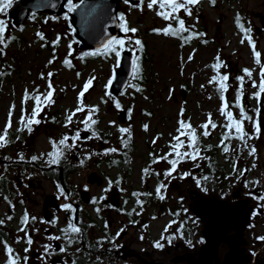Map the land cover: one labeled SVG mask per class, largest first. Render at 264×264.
Here are the masks:
<instances>
[{
	"label": "rangeland",
	"instance_id": "374dc122",
	"mask_svg": "<svg viewBox=\"0 0 264 264\" xmlns=\"http://www.w3.org/2000/svg\"><path fill=\"white\" fill-rule=\"evenodd\" d=\"M157 10L155 8L149 10L147 0L142 11L134 7L130 8L124 0L119 6V13L124 14L128 26L138 29L136 33H128L127 36L133 39L138 38L147 45L148 58L142 63L146 78L145 88L142 93L135 95L131 94L133 88L130 86H127L123 93H111L109 86L105 87L109 79L113 77V66L116 62L114 54L107 57L97 56L84 62L81 59L83 49L78 45L79 39L72 33L71 25L64 16L53 19L47 13H39L26 20L23 28L16 30L18 24L10 22L11 18L5 17L6 12L0 13V19L3 16L7 20L8 27L5 35L8 36L14 31L20 37L17 42L8 45L2 53L1 59L6 70H9V74L4 77L0 75V133L3 132L10 106L13 104H15V110L10 130L16 131V134L11 136L13 141L0 148V159H8L5 165L0 164V174L3 170H7V176L12 180L15 191L11 195V200L0 195V219L5 221L2 226L12 235L17 249L21 248V240L18 242V238L24 234L18 231L23 210H28L31 215H42L45 194L59 192L57 179L48 175L49 164L45 163L46 154L54 150L52 141H59L63 136L68 135L70 128L79 127L80 130H84V125L80 121L85 119L87 111L76 113L71 125L65 126V124L66 116L77 107L78 93L90 77L95 79L89 90L85 92L83 105L86 108L98 106V111L93 115V119L98 123L96 129L91 130L88 140L82 147L72 148V153L79 157L92 151L87 158L88 164H81V161L85 159L68 157L69 161L77 163L75 165L77 169L67 175L66 181L77 184L88 182V172L92 168L96 169L98 165L99 150L118 148L120 145L118 139L121 140L123 136L119 132L120 127L130 128L136 145L134 154L137 158H139L138 155H146L149 151H152L154 155L161 154L170 146V143H174L173 137L178 135V120L181 119L182 108L184 109L182 118L188 121L190 118L195 127H200L203 121L206 122L208 114L211 113V118L218 127L212 129L209 126L211 135L206 139L216 144L222 132L220 125L226 120L219 111L223 101L218 91V82L209 83L211 78L215 75L229 77L224 95L229 105L228 110L233 112L234 117L239 114V110L231 102L236 95V87H239L236 77L245 75L243 69L247 68L252 70V79L257 82V85L259 84L260 65L256 63L249 39L237 28L235 17L239 14L246 28L251 29L249 33L251 42L254 43L256 51L261 54L260 63L264 64V0H216L215 5H212L210 0H201L198 5L192 6L191 16H187L181 10L178 15L185 20V23L205 34L196 37L192 43L188 44L182 43L178 37L165 36L152 31L156 28L162 29L172 22L158 16ZM38 32L44 34V40L37 36ZM57 35L61 37L60 42L53 46L51 41L55 40ZM125 35L123 32L121 37ZM205 40L208 42L204 43ZM242 40L243 43H241ZM69 44L72 46L71 55H69ZM125 47L138 48L133 44H126ZM54 53L56 59L54 63L49 64L48 61L52 59ZM190 55L193 56L191 60H189ZM217 56L221 62L219 73L211 67L217 62ZM65 58L71 61L70 67L63 63ZM49 72L54 74L50 78L55 89L52 97L54 103L45 106L40 112L38 118L42 120V123L32 125L31 132L25 129L22 135H19L17 129L21 127L19 120L22 107L27 108L30 113L35 103L30 99L26 104H22L25 89L30 94H33L37 87L40 93L45 92L47 80L41 79L40 74L44 73L47 76ZM77 73L80 75L78 76ZM170 89L173 90L171 93ZM255 91L256 88L246 77L242 100L249 108H259L260 97L253 96ZM106 93H110V96ZM262 95L264 98V94ZM116 100L120 103L119 108L115 106ZM124 110H127V117L121 120L119 115ZM122 114L125 115L124 112ZM144 125L148 126L147 130ZM246 125L250 127L251 123ZM93 132L97 135L93 136ZM249 134H251L250 129ZM154 140L155 143H153ZM78 142L79 140L75 141V143ZM248 143L253 144L252 139H248L247 145ZM255 143L264 156V130L261 129ZM253 146L255 147V144ZM231 147L233 150L248 149L238 140H232ZM21 154L24 157L22 160L31 167V170L22 171L20 165L15 162V160H21ZM30 155L40 157L36 160L40 167L27 162L33 161ZM256 156L257 164L253 167L251 174L258 175L259 183L262 185L263 175L258 162V151ZM247 157L248 162L254 165L252 161L254 155H247ZM141 158L139 160L143 163L144 160ZM136 164H140L138 160ZM33 168H35L34 171ZM137 174L140 175L138 169ZM92 189L94 192L99 191L96 185H92ZM55 215L59 224L67 223L62 211L56 212ZM8 216L12 219L8 220ZM260 225V229H263L264 223L260 222ZM90 230L91 236L93 234L96 236L97 223L90 227ZM42 234L43 229H41ZM39 241L40 237L35 236L30 246L28 260L31 264H37L38 261H41L39 262L41 264L43 261L38 259L39 255H37L40 249ZM5 258L6 253L0 241V264Z\"/></svg>",
	"mask_w": 264,
	"mask_h": 264
},
{
	"label": "flooded vegetation",
	"instance_id": "af4514ba",
	"mask_svg": "<svg viewBox=\"0 0 264 264\" xmlns=\"http://www.w3.org/2000/svg\"><path fill=\"white\" fill-rule=\"evenodd\" d=\"M78 1L73 0V3ZM121 1L123 0H120V4ZM66 3L67 0H64L63 9L58 14H53L50 10L30 9L23 23L18 24L15 29L23 28L26 25L24 24L26 20L39 13H47L51 17L64 16ZM5 17L7 19L11 18L8 16V8ZM1 18L5 20L3 16ZM69 23L72 29V24L70 21ZM12 33L17 35L14 31ZM213 122L215 123V121ZM249 122L244 121L243 128L247 133H249L250 129L251 134H253V124L250 122V127L246 125ZM190 123L193 128L197 129V136L201 142L204 141L206 144L213 143L208 142L206 137L202 136L203 130L200 127H195L191 121ZM222 124L220 125L222 132L220 133L218 144L213 143L215 146L220 145L222 134L227 131ZM74 129H69V137L77 130L80 132L89 131L86 136H81L82 139H79L80 143H76V149H79L86 143L93 129H85V127L84 130H80L79 127ZM18 134L22 135V131H18ZM125 134H123V137H125ZM181 139L187 142V136H182ZM255 139L254 136L252 142L255 144L256 151H258V162L262 168V185L256 183L260 181L258 175L251 174L253 165L248 162L247 157L249 155V147L244 150L242 148L231 150L227 154L223 153L222 149L218 153L212 154L208 150L201 149V156L208 159L180 161L176 171L172 173V177L166 179L164 174L170 169L171 165L166 160L153 161L168 153L170 146L163 150L161 154L154 155L152 151H149L146 155H138L139 158L142 157L141 159L144 160L142 163L134 154L136 145L133 139L128 149L123 148L122 139H118L120 145L116 148L117 152L106 153V149L98 151V155H100L97 161L98 165L96 169L92 168L88 172L87 183L77 184L75 182H68L64 176L63 181H61L59 175V180L57 181L59 192H49L43 198L42 207L44 213L42 215H31L27 210L29 216L28 234L31 235L32 240H34L35 236L40 237V241L38 242L40 249L37 251V255L40 256L44 252L43 246L47 244L52 246L51 250L53 254L47 257L46 264H73V262L75 264H89L91 260L94 264H186L184 259L174 260L172 257L183 251H197L201 245L205 244L203 230L206 220H203L198 210L193 207V202L207 197L223 198L229 206H234L242 198H245L250 200L246 204L250 210L246 218V224L243 227V233H239L238 235L242 236L247 243L242 242L238 247H245L243 253H247L249 256V258H241L240 260L244 264H253L256 260V252L260 247H264V240L257 239V237H264V228L260 229V222L264 223V209H260L258 215H253V212L258 208V204L264 203L253 198L264 193V167ZM232 140L237 139L226 141L231 149ZM201 142L199 141L200 148ZM68 143L71 144L72 141L69 140ZM253 144L248 143L249 146H253ZM183 150V148L180 149V151ZM72 151V148L65 149L64 156L76 159L82 158L85 159L83 163L88 164L87 158H89L92 151L84 153L80 157L75 153L73 154ZM30 156L32 157L33 155ZM172 158H174V154L169 157V159ZM136 160L140 164H136ZM5 161H8V159H0V164L5 165ZM252 161L254 165L257 164L256 152ZM19 162L22 164H19L22 171L25 169L31 170V167L27 166L24 160H19ZM27 162L40 167L37 161L31 162L28 160ZM51 166H57L56 168L61 173L64 170L61 163L49 165L48 169L54 171ZM145 168L150 169L148 174L143 172ZM137 169L140 175L137 174ZM245 169H248V171H244ZM32 170L34 171L35 168ZM241 172H243L242 175ZM155 173H159V175ZM184 173H191V175L183 177ZM204 177H207V179H204ZM197 180H200V186L197 185ZM161 182L167 185L166 189H161V193L165 197L163 200L156 195V189ZM92 185H96L99 191L94 192ZM60 188H63V193L60 192ZM83 192H86V199L82 197ZM51 193L54 194L53 198L56 201L49 203L48 200L46 204L45 198ZM133 193H152L153 195H133ZM137 200L144 201L142 208L137 204ZM66 203L72 204L75 211L63 209L62 205ZM97 208L100 209L99 212L96 211ZM58 211H62L65 214V218L67 219L65 225L58 223L55 215ZM93 212L94 214H92ZM128 213L132 214L129 215ZM177 213L178 215H176ZM24 214L25 210H23L19 219L20 228L22 227L21 218ZM73 216L76 217V220L82 227V234L77 238V242L68 245L63 238L61 240L49 239L52 236L63 237L61 230L69 223L70 220L68 218L72 219ZM31 217H36V221L33 222ZM51 221L56 222L54 224L49 223ZM133 221L137 223H132ZM171 221H176V223H173L168 228V231L165 232L166 225H169ZM105 222L108 225L107 229L105 228ZM96 223L98 234L91 236L90 227H93ZM181 225H183L182 228ZM122 228L124 231L119 237H116L117 232ZM41 229H43L42 235ZM233 231H235V228H227V234ZM23 233L21 237L25 236V232ZM162 234L165 237L175 234L171 244L167 240H161ZM141 236L144 238L141 239ZM105 237L107 238L106 240L103 239ZM114 237L116 239L112 242ZM20 240L22 256L27 255L29 257L31 250L25 253V248L28 247L26 240ZM157 241L164 244L162 249L154 247V243ZM61 247H65L67 250L61 253L59 251ZM78 249L79 251H77ZM228 249V243L224 239H219L215 247L218 257L217 262L221 263L222 256ZM189 254L193 257L195 256V252H190ZM197 256H200V252H197ZM98 257L99 260L97 259ZM39 262L41 261H38L37 264ZM27 264H31L29 260ZM41 264H45V261H42ZM235 264L242 263L237 259Z\"/></svg>",
	"mask_w": 264,
	"mask_h": 264
},
{
	"label": "snow or ice",
	"instance_id": "6c2138e0",
	"mask_svg": "<svg viewBox=\"0 0 264 264\" xmlns=\"http://www.w3.org/2000/svg\"><path fill=\"white\" fill-rule=\"evenodd\" d=\"M13 0H0V13H4L6 12L7 8L11 7ZM85 3V0H79V3H73V0H67L66 3V11L64 13V19H70L69 14L70 13H74L77 12V10L80 8L81 5H83ZM125 4H128L130 6V8L134 7L137 8L139 10H143V6L145 4V0H138V3L136 4H132L131 0H124ZM199 3H201V0H147V8L149 10H153L158 9L156 14L160 17H162L165 21H174L176 26H173V23H169L166 27L162 28V29H153L152 31L154 33L157 34H163L165 36H172V37H179L183 43H188L190 42L193 38L195 37H199V36H203L205 34L203 33H198L195 31L190 30L188 27H186L185 25V20L183 18H180L178 13L182 10L187 16H191L192 13V6L198 5ZM210 3L212 5H215L216 0H210ZM52 7H55V3L51 4ZM82 21L85 19L84 14L82 13ZM53 19H58L57 17H53ZM114 19H118L121 23H119V27L120 29L126 34L125 37H117V36H110L109 38H107L106 40H104L101 44V47H98L96 50L94 51H90V52H85L82 55L83 56H110L113 55L115 56V64L113 66V77L109 79L108 84L105 86L106 88L112 84L113 79H114V75H115V71L116 68L118 67H122L121 65V55L122 52L125 50V46L126 44H133L135 46H138L139 50H143L144 45L142 43V41L138 38L133 39V37L131 36H127L128 33H136L138 31L137 28H130L127 24V21L125 19V16L123 13H121L118 17H115ZM47 22V21H45ZM236 23L237 26L244 32L245 36L249 39V42L251 44L252 47V51H253V55L254 58L256 59V63L260 65V71H259V84L257 85V82L255 80L252 79V70L250 69H243V72L245 73V75L242 76H238L236 77L237 81H239V87H238V94H237V100L235 102V104L233 105L236 108H239L240 112V118L236 119L234 118V114L232 111L228 110L229 105L227 103L226 97L224 95V93L227 90V86L225 84V82L229 79V77L227 75H215L211 78V80L209 81V83H217L218 82V91L220 93V98L223 101L221 108L219 109L220 114L225 117L226 122L223 124V127L227 130L222 134V138L220 141V145H218L219 147L222 148L223 153L227 154L229 153V151L233 150L230 148L229 144H226L225 141H230L231 139H237L239 140L245 147H249V155H254L256 152V148L254 146H248L247 145V140L248 139H252L254 136L256 138H258L259 133H260V124H259V120L258 119H253L252 116H248L246 114V111L242 105L241 101V97L243 95V84L245 81V78L247 77L251 83L252 86L254 88L258 87V91H256L255 93H253V96L255 98H259L261 96V94H264V64L260 63L259 57H260V53L258 51H256L255 49V45L254 43L251 42V37L249 35V33L251 32L250 28H245L244 24L241 22V17L239 14H237L236 16ZM7 22L4 19H0V45H4L5 47H7V43H6V30H7ZM71 27V26H70ZM82 27L86 28V24L82 23ZM194 27V26H193ZM73 32L75 31V29H71ZM184 33H189L188 35H183ZM37 36L41 39L44 40V34L38 32ZM12 39H15V37H12ZM61 37L59 35H57L56 39L51 41L52 45H58L60 42ZM208 41H204V43H207ZM244 41L242 40L241 43H243ZM45 46V45H42ZM71 44H69V55H71ZM0 53H3V48H0ZM56 59L55 53L53 54L52 59H50L48 61L49 64L54 63ZM193 59V56L190 55L189 56V60ZM139 57H137L135 60L132 61V67H131V71L133 73V79L136 78V74H138L141 71L140 68V64H139ZM216 63H214L213 65H211V67L215 70H217V72L219 73V69L221 68V62L219 60V56L216 57ZM63 63L67 66H71V61L68 58H65V60L63 61ZM54 74L52 72H49L47 74V76H45L44 73H41V79H46L47 80V89L45 92L40 93L39 88L37 87L33 94H30L28 92L27 89H25V94L22 100V104H26L28 100H34V106L31 110V112L29 113L27 111V108L22 107V115L20 117L19 120V124L21 125L20 128L17 129V131H23V130H27L29 132H31L33 130L32 125H39L40 123H42V120L39 119V114L41 111H43V108L47 105L53 104L54 100L52 99L53 94L55 89L53 88L52 82H51V77ZM77 75L79 76L80 74L77 73ZM95 79V77H90L83 85L82 90L78 93V104L77 107L75 108L74 111H72L71 113H69L66 116V124L65 126L71 125L73 123V117L76 115V113L79 112H85L87 111V115L85 117L84 120L80 121V123H82L85 127V129H89L91 128L93 125L97 124L98 121L93 119V115L98 111V106H90V107H85L83 105V98L85 95V92H87L90 88V86L93 83V80ZM129 86L130 87H135V85L131 84V82H129ZM203 87V85L201 86ZM139 90V89H137ZM173 90L170 89V93ZM106 95L110 96V93H106ZM115 106L117 108L120 107V103L118 100L115 101ZM15 110V104L10 106L9 109V113H8V119L6 121L5 127L3 129V132L0 133V148L6 146L10 140H9V130L11 129L12 126V115L13 112ZM183 111L184 109H181V119L178 120V128H177V133L178 135L173 137L174 143H170V151L158 158H156L153 162H158V160H166L170 165V169L167 170L165 172V178H169L172 177V173L176 171L177 165L180 161H184V160H192V161H196L198 159H208L207 157H203L201 156V148L199 145V137L197 136V129L193 128L191 123H190V118L188 122H185L183 117ZM257 114L259 113V108L256 109ZM55 118H53L54 120ZM248 120L253 124V128H254V133L253 134H249L247 132H245L244 128H243V124L244 121ZM114 123V122H113ZM209 126H211L212 129H216L218 127V125L216 123L213 122L212 118H211V113L208 114V119L206 122H204L202 125H200V128L203 130L202 131V136L203 137H208L211 135V132L209 131ZM147 125H144L145 130H147ZM119 132L121 134L124 133H128V139H124V137L122 136V143L124 145V147L126 148L128 146V140H130L131 138V134H130V128H124V127H120L119 128ZM97 134L95 132H93V136H96ZM182 136H187V142H185V140H182L181 137ZM18 138V137H17ZM81 138L80 136V131L77 130L75 132V134L71 137H69L68 135L63 136L59 141H52V145H53V151L50 153H47V160L45 161L46 164L49 165H57L61 162V158L64 157L65 155V149H71L76 147V143L75 141L79 140ZM71 140L72 143L69 144L68 141ZM153 143H155V140L153 141ZM209 148H211L212 146L209 145ZM184 149L183 151H180V149ZM118 150L116 148H110V149H106L105 152H112L115 153ZM174 154V158L169 159L170 156H173ZM20 159H24L23 155H20ZM31 159L33 161H36L38 159H40V157L37 156H32ZM81 164H83V161H81ZM234 167V171L235 169V164L233 165ZM253 167H255V165H253ZM150 171L149 168H145L143 170V172L145 174H148ZM244 171H248V169H245ZM156 175H159V173H155ZM243 174V172H241V175ZM191 175V173H184L183 177H187ZM182 177V178H183ZM204 179H207V177H204ZM197 185L200 186V180H197ZM111 183V182H110ZM256 183H259L258 181ZM167 185L164 184L163 182H161L157 189H156V195L163 200L165 197L164 195L161 193V189H166ZM63 188H60V192L63 193ZM133 195H144V196H151L153 195L152 193H143V194H138V193H133ZM254 199H256L257 201H261L264 202V193H261L258 196H254ZM102 199V198H101ZM95 202V201H94ZM143 203L144 201L142 200H137V204H139L141 206V208L143 207ZM62 208L65 210H71V211H75L73 209L72 204L70 203H66L62 205ZM260 209H264V203L258 204V208L256 211L253 212V215H258ZM97 212L100 211L99 208L96 209ZM133 211H135V209H133ZM186 211V210H185ZM129 215H131L132 213H128ZM178 215V213L176 214ZM8 220H11L12 217L8 216L7 217ZM36 217H31V220L33 222L36 221ZM28 222H29V216L27 214V211H25V214L22 216L21 218V224L22 227L20 229H18V231L21 232H25V236L24 237H19L18 238V242L20 239H24L26 240V243L28 245V247L25 248V253H27L28 251L31 250L30 246L33 243V240L31 238V235L28 234L27 231V227H28ZM56 221H51L49 223H55ZM5 223V221L3 219H0V225H3ZM132 223H137L135 221H133ZM173 223H176V221H171L169 223V225H166L165 227V232L168 231V228L171 227V225ZM108 225L107 222H105V228L107 229ZM145 227H147V225H145ZM183 227V225H181V228ZM36 231H38V229H36ZM63 233V237L61 236H52L49 237V239H53V240H61L62 238L66 241V243L68 245L73 244L74 242H77V238L82 234V227L79 225L78 221L76 220V217L73 216L72 219H70L69 223L67 224V226L65 228H63L62 230ZM124 231V229H120L117 234L116 237H119V235ZM175 234H173V236H167L165 237L163 234L161 236V240H167V242L169 244H171L172 239L174 237ZM116 237L113 238V241L116 239ZM144 237L141 236V239H143ZM104 240H106L107 238H103ZM257 239L259 240H264V237H257ZM4 247H5V253L7 256L6 262L5 264H27L28 261V257L27 255H25L23 258L19 257L18 254L14 253V249L6 242L4 241ZM189 243H191L189 241ZM102 246V243H101ZM44 252L38 257V259L45 261L46 264V259L48 256L52 255V246L51 245H44ZM154 247L157 249H162L164 247V244L161 243L160 241H157L154 243ZM67 249L65 247H61L59 249V251L61 253L65 252ZM79 251V249L77 250ZM99 260V257L97 258ZM73 264H75V262H73Z\"/></svg>",
	"mask_w": 264,
	"mask_h": 264
},
{
	"label": "water",
	"instance_id": "95a60500",
	"mask_svg": "<svg viewBox=\"0 0 264 264\" xmlns=\"http://www.w3.org/2000/svg\"><path fill=\"white\" fill-rule=\"evenodd\" d=\"M63 2L64 0H14L11 7L8 8V16L11 17L14 24H22L30 9L50 10L53 14H58L63 9ZM137 2L138 0H131L132 4ZM53 3H55V7L51 6ZM78 3L79 1L76 2V4ZM119 6L120 0H85V3L80 6L77 12L69 14L72 29H75L72 32L79 38L80 48L97 49L110 36L118 37L123 33L119 27L120 21L114 19L118 17ZM82 13L85 17L83 21ZM82 23L86 24V28L82 27ZM135 55L136 51L134 49L125 47L120 61L122 67L116 69L113 82L110 85L112 93H118L126 87L132 75L131 67L132 61L135 60ZM259 108L261 110L259 115L260 129L264 130V114H262L264 98L262 94L259 100ZM119 117L121 120H125L127 110L121 111ZM88 133V130L81 131L80 136H86ZM260 158L264 167L262 150L260 151ZM60 179L63 181L62 173H60ZM85 193H82V197L86 199ZM53 197L54 194H48L45 198V203L47 204L48 200L49 202H55ZM249 201L242 198L234 206L230 205V207L223 198L207 197L195 200L193 207L198 210L202 219L206 220L203 230L205 244L201 245L197 251H183L172 258L174 260L184 259L186 264H235L237 259L244 264L240 259L249 258V256L247 253H243L245 247H238V245L242 242H247L238 234L243 233V227L246 224V218L250 210L246 206ZM229 227L235 228V231L227 234V228ZM219 239H224L229 246V249L222 256L221 263L217 262L218 257L215 252ZM190 252H195V256H191ZM197 252H200V256H197ZM253 264H264V247H260L256 252V260Z\"/></svg>",
	"mask_w": 264,
	"mask_h": 264
},
{
	"label": "trees",
	"instance_id": "16d2710c",
	"mask_svg": "<svg viewBox=\"0 0 264 264\" xmlns=\"http://www.w3.org/2000/svg\"><path fill=\"white\" fill-rule=\"evenodd\" d=\"M180 17V16H179ZM181 18V17H180ZM235 20H236V17H235ZM241 22L244 24V27L246 28V26H245V22L241 19ZM171 23H173V26H176L175 25V22L174 21H172ZM185 25H186V27H188L190 30H192V31H195V32H198V31H196L194 28H191L188 24H186L185 23ZM237 28L238 29H240L238 26H237ZM156 29H158V28H156ZM241 30V29H240ZM242 31V30H241ZM198 33H200V32H198ZM244 33V32H243ZM189 33H184L183 35H188ZM12 37H15V39H12ZM19 36L18 35H14L13 33H11L10 35H8V36H6V43H7V46L8 45H10L11 43H13V42H17L18 40H19ZM179 38V37H178ZM196 38V37H195ZM195 38H193L190 42H188V43H192L194 40H195ZM180 39V38H179ZM180 41L182 42V40L180 39ZM142 43H143V45H144V48H143V50H139L138 48H136V51H137V55H136V58L137 57H139V64H140V68H141V71L138 73V74H136V78L135 79H133V75H132V77H131V79L129 80V82H131V84H133V85H135V87H132L133 88V90L131 91V94H133V95H135V94H137V93H142L143 92V90H144V88H145V80H146V78H145V76H144V73H143V66H142V63H143V61L145 60V59H147L148 58V51H147V45H146V43L145 42H143L142 41ZM183 43V42H182ZM188 43H186V44H188ZM185 44V43H184ZM0 48H3V52H4V49L6 48L4 45H0ZM90 51H94L93 49H83L81 52V59L84 61V62H86L87 60H89V59H92V58H95V57H97V56H95V57H93V56H83L82 54L83 53H85V52H90ZM1 57H2V53H0V75L2 76V77H4V76H6L7 74H9V70H6V68L4 67V63H3V61H2V59H1ZM129 82H128V86H129ZM239 82V81H238ZM225 84H226V86H227V81L225 82ZM238 85H239V83H238ZM137 89H139V90H137ZM256 91H258V87L256 88ZM255 91V92H256ZM123 92H125V89L122 91V93ZM254 92V93H255ZM235 93H236V95H235V97L234 98H232L231 99V102H232V104L234 105L235 104V102H236V100H237V94H238V86L236 87V91H235ZM241 103H242V105H243V107H244V109H245V111H246V114L248 115V116H252L253 117V119H258L259 121H260V118H259V115H260V112H261V110H260V108H259V113L257 114V112H256V107H253V108H249L248 106H247V104L242 100V97H241V101H240ZM238 110H239V108H237ZM239 112H240V110H239ZM238 112V113H239ZM236 116H238V117H236ZM234 118H236V119H239L240 118V115L238 114V115H236ZM184 121H188V119H185ZM245 121H248V120H245ZM243 127H244V125H243ZM92 129H96V124L95 125H93L92 127H91ZM101 132V131H100ZM16 133V131H13V130H9V140H10V142H12L13 140L11 139V136L12 135H14ZM102 133V132H101ZM107 133V132H106ZM130 134H131V132H130ZM128 133H126L125 134V137H124V139H128ZM199 141L201 142V140L199 139ZM130 143H132V138H130V140H128V146L125 148L124 147V145H123V148H125V149H128L130 146H131V144ZM225 143L226 144H228L226 141H225ZM209 145H211L212 147L211 148H209L208 146ZM201 149L202 150H208V151H210L211 152V154L212 153H218L219 152V150L220 149H222L221 147H219L218 145H214L213 143H209V144H206L204 141H202L201 142ZM209 159H210V154H209ZM215 159H216V157H215ZM70 159L68 158V157H66V156H64L63 158H61V165L63 166V172H62V174H63V176L64 177H67V175L70 173V172H72V171H74V170H76L77 168V166L75 167V165H77V163L76 162H74V161H69ZM15 162L17 163V164H20V165H22L20 162H19V160H15ZM24 164V163H23ZM57 166H55V167H52L51 166V168H53V170L54 171H51V170H49V173H48V175L49 176H52V177H54L55 179H57V181L59 180V175H60V173L61 172H59V170L56 168ZM219 170H221L220 168H219ZM14 187H13V185H12V180L10 179V178H8V176H7V170H3L2 171V173L0 174V195L2 196V197H4V198H9V200H11V195L12 194H14L15 193V191H14V189H13ZM0 241L3 243L4 241H6L13 249H14V253L15 254H18L19 255V257H21V258H23V256H22V254H21V251L19 250V248L17 249L16 248V244L14 243V241L12 240V235L11 234H9L7 231H6V229L5 228H3V226L2 225H0ZM3 247H4V243H3ZM4 251H5V247H4ZM6 259H7V256H6V258L3 260V262L1 263V264H5V262H6ZM89 264H94V262L91 260L90 262H89Z\"/></svg>",
	"mask_w": 264,
	"mask_h": 264
}]
</instances>
